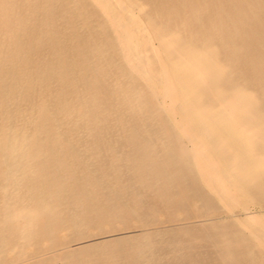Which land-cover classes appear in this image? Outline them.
Returning a JSON list of instances; mask_svg holds the SVG:
<instances>
[{
	"label": "bare ground",
	"instance_id": "obj_1",
	"mask_svg": "<svg viewBox=\"0 0 264 264\" xmlns=\"http://www.w3.org/2000/svg\"><path fill=\"white\" fill-rule=\"evenodd\" d=\"M254 191L264 0H0V264H259Z\"/></svg>",
	"mask_w": 264,
	"mask_h": 264
},
{
	"label": "rangeland",
	"instance_id": "obj_2",
	"mask_svg": "<svg viewBox=\"0 0 264 264\" xmlns=\"http://www.w3.org/2000/svg\"><path fill=\"white\" fill-rule=\"evenodd\" d=\"M196 190H199V188H198V189L196 188ZM200 190H201V191H200V192H201V195L203 196V194H204L205 192L202 191L201 188H200ZM190 191H191V190L185 191L184 194H185L186 196H192L194 193H193L192 191H191V192H190ZM194 191H195V190H194ZM189 192H190L191 194H190ZM202 193H203V194H202ZM258 193H259V194H258ZM145 194H146V196H145ZM205 194H207V193H205ZM205 194H204V195H205ZM194 195H195V194H194ZM250 195H251V194H250ZM250 195L248 196V198H247V196L244 197V199H243V197H242V199H241V205H242V207H246V208H249V207H250V208H249L250 210L257 211V212L260 211L259 213H261V211L264 212V201H263L264 199H261V197H260V196H261L260 192H259V191H254L253 194H252V197H250ZM253 195H257V196H253ZM208 196H209V195L207 194V196H203V197L205 198V197H208ZM142 197H143L142 200L145 199V200H143V202H144V201L146 202V203L144 202V204H145L146 206L154 208L155 211L157 210L156 212L154 211V212H155V216H153V215H154V214H153L154 212H152V213H148V214H150V216L152 215L153 218H155L156 215H157V217L155 218V220L158 219V218L161 219V220H163V221H161V222H158L157 220L154 221L153 218H152L151 220H148V221H147V225L153 223V221H154V223H157V224L159 223V224L162 225V226H160L159 224H158V225L155 224V225H151L150 228L148 227V228H149L148 230L146 229L147 227H146L145 229L143 228V229H144V230H143L142 228H140V226H141V227L144 226L143 224H145V222H142L143 224L140 225V226H139L138 223H136V225L133 226V224H135V223L132 224L131 222H129V224H128V223H122V226H121V227H123L124 224H126V226L123 228L124 230H125V228H126L127 226H130L131 224H132V226H131L130 228H127V229H129V230L132 229V228L135 229V227H137V224H138V226H139V227H137V228H138V231H141V229H142L143 231H145L144 233L141 231V232H142L141 234H146V233H148V235H149V234L151 233V235H153V233H156V234H155V237H156V236H161V237H164V236H165L166 238H168V237H170L169 235H172L173 233L177 232L176 229L179 227V226H177V224H178V225H180V224L182 225V223H184L183 226L185 227V225H186V223H187V224H188V225L186 226L187 228H188V227H189V228H190V227L193 228V227H195V226L197 225V224H196V223H197V221H196L197 219H196V220H192V219H195L194 217H196V216H195L196 214L194 215V217H193L192 219H190V220H192V221H190L189 218H188V216H187L188 214L185 215V213H184V212H186L187 210H186V211H181V210H180V211H177V213H179L178 216H177V213H176L175 211L171 210V208L169 207L168 204L162 203V202H160L159 200H155V201H156V202H155V201H154L155 198L153 197V199H152V196L150 195V193H149V195H148V193H144V194L142 195ZM147 197H148L149 199H148ZM210 197H211V196H209L208 198H205V199H206L207 201H209V202H213V201H215L212 197H211V198H210ZM249 197L252 198V199H249ZM257 197H258V198H257ZM259 197H260L261 200L259 199ZM209 198H210V199H209ZM246 198H247V199H246ZM262 198H263V196H262ZM147 200H148V203H147ZM151 200H152V201H151ZM211 200H212V201H211ZM150 201H151V202H150ZM158 202H160V203H158ZM215 202H216V201H215ZM253 202H254V203H253ZM213 203H214V202H213ZM213 203H211V205H213ZM149 204H150V205H149ZM151 204H152V205H151ZM157 204H158V206H157ZM159 204H161V205H159ZM214 204H215V203H214ZM218 205H219V204L214 205V207H215V206L218 207V208H217V213H216V215L219 216V217L222 218V219H227L228 216H229V214H228L227 211H225V210H223V211H225V212H221L222 209H220V207H219ZM244 205H245V206H244ZM154 206H155V207H154ZM160 206H161V207H160ZM164 206H167V207H166L167 209H165ZM216 207H215V208H216ZM159 208H160V209H159ZM189 209H190V208H189ZM189 209H188V212L190 211V212H189L190 216H191V215L193 216V213H191V211H193V210H191V209L189 210ZM239 209H240V207L237 208V209L234 208L235 211H237V210L239 211ZM163 210H164V214H166L167 217H165L164 214H162V215H161V214L158 215L159 212H160V211L162 212ZM167 210H168V211H167ZM220 210H221V211H220ZM158 211H159V212H158ZM166 211H167V212H166ZM172 211H173L174 213H173ZM219 211L221 212L220 214H219ZM157 212H158V213H157ZM171 212H172V213H171ZM263 212H262V213H263ZM225 213H226V214H225ZM169 214H170V215H169ZM172 214H174V216H173V217H174V221H172V220H173V218H172ZM181 214H182V215H181ZM152 216H151V217H152ZM163 216H164V218H163ZM183 216H184V217H183ZM221 216H222V217H221ZM161 217H162L163 219H162ZM168 217H169V218H168ZM170 217H171V218H170ZM178 217H180V218L183 217V218H181V219H182V222H181L180 218H178ZM166 218H167V219H166ZM175 218H176V222H177V223H175ZM190 218H191V217H190ZM196 218H197V217H196ZM198 218H200V217H198ZM159 219H158V220H159ZM168 219H170L171 221L168 220ZM200 219H201V218H200ZM178 220H179L181 223H180ZM184 220H186V221L184 222ZM187 220H189V221H187ZM150 221H152V222H150ZM159 221H160V220H159ZM166 221H167V223H166ZM169 221H170L171 224L167 225V224L169 223ZM162 222H163V223H162ZM173 222L176 224L175 226L173 225V224H174ZM139 223H141V222H139ZM148 223H149V224H148ZM154 223H153V224H154ZM161 223H162V224H161ZM191 223H192L193 225H194V224H196V225L193 226ZM119 224H121V223H119ZM119 224H118V225L115 224V225L118 226V227L116 226V227H117V230H120V232H121V229H122V228L119 226ZM164 224H165L166 226H170V227H168V228L170 229V231H171V230H172V231L174 230V229H171L173 226H174L175 228H176V227H177V228L175 229V232L172 233V231H171V234H169L170 231L167 232V229H168V228H167ZM189 224H191V225H189ZM147 225L145 224V226H147ZM145 226H144V227H145ZM153 226H154V227L156 226V228H154ZM158 226H159V227H158ZM163 226H164V227H163ZM183 226H180V227H183ZM192 226H193V227H192ZM112 227L116 228L114 225H113ZM152 227H153V228H152ZM161 227H162V228H161ZM165 227H166V229H165ZM174 227H173V228H174ZM180 227H179V228H180ZM114 228H112V229H114ZM118 228H119V229H118ZM139 228H140V230H139ZM160 228L163 229V230H161ZM179 228H178V229H179ZM198 228H199V226L197 225V226H196L195 228H193V229H196L197 231H198V230L200 231V229H198ZM151 229H153V231H152ZM178 229H177V230H178ZM82 230L85 231V229H82ZM82 230L79 231V233H77V234L75 233V234H73V235L70 233V235H72L73 237H78L77 235H79V234L83 236L87 231H88V232H87L88 235L85 234V235H84L85 237H86V236H89V235H92V234H96V233H95L96 230L93 231L92 228H91V229H87V231H85V232H84V231L82 232ZM89 230H90V231H89ZM91 230H92V231H91ZM117 230L114 229V233L118 232ZM129 230H128V231H129ZM135 230H136V229H135ZM150 230H151V231H150ZM158 230H160V232H159ZM100 231H101V230H100ZM115 231H116V232H115ZM122 231H123V230H122ZM125 231H126V230H125ZM128 231H126V232H128ZM133 231H134V230H133ZM146 231H149V232H146ZM157 231H158V232H157ZM81 232H82V233H81ZM97 232H98V231H97ZM129 232H132V230H130ZM152 232H153V233H152ZM163 232H164V233H163ZM158 233H159V234H158ZM160 233H162V234H160ZM97 234H99V233H97ZM163 234H164V236H163ZM70 235H68L69 237H67L68 240H66V242H69V241L71 240L72 243H74V242L77 240V238H76V239L74 238L75 241H73V237L71 236L72 238L70 239ZM74 235H75V236H74ZM80 235H79V237H80ZM82 236H81V237H82ZM84 236H83V237H84ZM79 237H78V238H79ZM69 243H71V242H69ZM202 247H203V248H202L201 251H202L203 253H204V252H209V253H210V254H209L210 256H209L208 259H207V263H208V262H210V259H211V257H212V256H211V255H212L211 252L213 251V248H212V247L210 248V247L204 246L203 244H202ZM46 248H47V247H46ZM46 248H45V249L42 248V250H43V251L45 250V252L48 251V249L50 250V248H48V249H46ZM206 248H207V249H206ZM42 250L40 249V250L36 251V250H29V249L27 250V249H26V250H25L26 253L24 252L21 256H17V255H15V252H14V253L11 254V257H10V258H9L4 264H7V263H9V262L11 263V260H13V263H12V264H14L15 261H16V263H18V264H28V263H30V262H32V261L34 260L33 256L36 255L35 253L38 252L37 254H41V251H42ZM30 251H31V252L33 251V254H31ZM43 251H42V253H43ZM39 252H40V253H39ZM30 256H31L32 259H31V258H27V257H30ZM22 257H23V258H22ZM19 258H20L21 262H22V260H25V261H23V262L21 263L20 260H19ZM199 258H201V256H200ZM10 259H11V260H10ZM29 259H31L32 261L29 260ZM17 260H18V262H17ZM259 262H260L259 264H264V259H262V257H259ZM10 263H9V264H10ZM204 264H205V261H204ZM208 264H209V263H208Z\"/></svg>",
	"mask_w": 264,
	"mask_h": 264
}]
</instances>
